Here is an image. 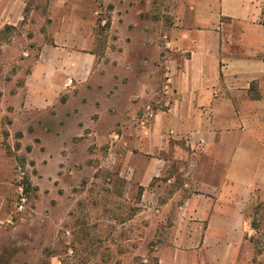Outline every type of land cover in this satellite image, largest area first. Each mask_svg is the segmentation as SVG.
Segmentation results:
<instances>
[{"label":"crops","instance_id":"obj_1","mask_svg":"<svg viewBox=\"0 0 264 264\" xmlns=\"http://www.w3.org/2000/svg\"><path fill=\"white\" fill-rule=\"evenodd\" d=\"M110 1L122 47H108L112 65L96 51L97 0H0V34L19 31L0 42V81L13 62L25 69L36 43L16 111L51 114L57 135L83 137L78 151L99 157L94 169L138 192L143 208L104 242L132 257L108 264L151 253L155 264H261L250 213L264 202V0ZM162 34L171 50L156 44L148 71L129 70V40ZM159 69L167 91L141 77ZM162 97L168 106L143 126L144 104Z\"/></svg>","mask_w":264,"mask_h":264},{"label":"rangeland","instance_id":"obj_2","mask_svg":"<svg viewBox=\"0 0 264 264\" xmlns=\"http://www.w3.org/2000/svg\"><path fill=\"white\" fill-rule=\"evenodd\" d=\"M31 2L44 6L46 0ZM95 9L98 12L94 17V29L99 62L116 64L117 59L106 55L108 47L122 48L115 39L119 29L112 25L113 16H116L114 4L110 0H97ZM13 30L4 31L0 42L8 40L10 35L17 36L19 31ZM167 40L164 34L157 41L129 40L133 55L125 58L127 68L138 76L148 71L152 58L158 53L153 50L156 44L161 46L159 53L171 50L166 45ZM34 44L29 41L24 47L30 52L25 69L20 71V63L13 62L0 81V264H108L130 259L129 246L108 247L104 242L119 238L113 231L128 221L132 213L143 208L130 199V196L138 199V192L131 193L110 169H94L93 166L100 162L99 157H86L82 147L78 151L77 146L81 144L77 143L83 137L57 135L54 125L58 123H54L51 114L31 110L24 115L20 109L16 111L11 95L24 83L30 71ZM161 60L164 59L158 56L154 62L160 64ZM163 68L165 70V65ZM164 70L159 69L154 78L141 77L154 87H164ZM162 99L144 104L140 119L143 126L153 117H147V107L151 106L155 113ZM97 144V141L90 144L92 153ZM259 203L252 205L250 213L252 227L258 231L255 243L258 252L264 244V205ZM133 258L138 263L155 264L152 253ZM145 258L148 259L146 263L142 261Z\"/></svg>","mask_w":264,"mask_h":264},{"label":"built area","instance_id":"obj_3","mask_svg":"<svg viewBox=\"0 0 264 264\" xmlns=\"http://www.w3.org/2000/svg\"><path fill=\"white\" fill-rule=\"evenodd\" d=\"M166 45H167L168 48L171 47V45H170V43H169L168 41L166 42ZM165 89H166V91H167L168 87H166ZM162 105L168 106L167 104H163V103H161V104H160V108L162 107ZM147 110H148V111L146 112L147 117H148V118H149V117H152L153 114H154V111L152 110L151 106H148V107H147Z\"/></svg>","mask_w":264,"mask_h":264},{"label":"trees","instance_id":"obj_4","mask_svg":"<svg viewBox=\"0 0 264 264\" xmlns=\"http://www.w3.org/2000/svg\"><path fill=\"white\" fill-rule=\"evenodd\" d=\"M263 14H264V11H263ZM262 23L264 24V15H263ZM9 29H11V26H6L4 31H7ZM4 31H2L0 35H2ZM262 204L264 205V202H260L258 205H262Z\"/></svg>","mask_w":264,"mask_h":264}]
</instances>
